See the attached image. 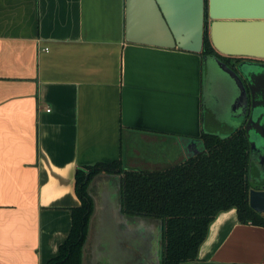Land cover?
<instances>
[{
    "label": "crops",
    "instance_id": "1",
    "mask_svg": "<svg viewBox=\"0 0 264 264\" xmlns=\"http://www.w3.org/2000/svg\"><path fill=\"white\" fill-rule=\"evenodd\" d=\"M160 3L172 24L182 19L183 0ZM145 20L156 44L125 40V0H0V264L58 254L81 203L77 168L120 160L160 169L190 154L186 142L203 132L205 59L167 46L172 39L149 13ZM174 34L182 38L176 26ZM243 35L261 37L264 25H245ZM90 193L85 264H154L139 242L152 238L154 222L123 217L116 179L100 176ZM177 264H264V225L238 221L233 207L220 211L197 257Z\"/></svg>",
    "mask_w": 264,
    "mask_h": 264
},
{
    "label": "trees",
    "instance_id": "2",
    "mask_svg": "<svg viewBox=\"0 0 264 264\" xmlns=\"http://www.w3.org/2000/svg\"><path fill=\"white\" fill-rule=\"evenodd\" d=\"M203 57H221L205 33ZM202 149L160 169H126L120 160L77 168L75 190L80 205L71 209V227L56 256L45 264H81L92 199L86 191L99 172L121 173V208L130 215L158 217L164 223L161 264L197 257L198 248L218 212L235 208L240 222L264 225V217L248 204L250 160L242 130L226 135L203 131ZM264 187V186H263Z\"/></svg>",
    "mask_w": 264,
    "mask_h": 264
},
{
    "label": "water",
    "instance_id": "3",
    "mask_svg": "<svg viewBox=\"0 0 264 264\" xmlns=\"http://www.w3.org/2000/svg\"><path fill=\"white\" fill-rule=\"evenodd\" d=\"M161 0H125V32L124 38L128 42L156 44L151 41L142 26L146 25L145 16L149 13L154 19L155 25H158L162 32L172 39V43L167 46L182 47L196 52L201 51L203 38L206 33V11L204 0H183V15L178 21L167 20L161 9ZM229 0H216V4L209 3L207 11L208 36L212 46L222 55L246 56L257 59H264V46L259 47L257 40L264 41V35L245 36L243 35L245 25H264V0H236L237 8L230 10ZM218 2V3H217ZM247 6L244 7V4ZM260 4V7H259ZM251 19V20H245ZM255 19V20H254ZM260 19V20H259ZM174 26L177 27L182 38L176 40ZM205 57H203L204 59ZM214 61L219 68L234 79L239 89V95L246 98V92L240 84L239 76L219 57L214 56ZM243 72L249 84L250 91V113L246 120L245 133L249 141V160L254 156L257 149L264 145V62L250 61L242 66ZM201 142L200 139H188L186 147L189 155L195 154L202 149L199 145L196 149H190V146ZM112 177L116 179L119 190V202L121 207V176L111 172H97L89 180L86 191L92 199V211L88 219L86 237L81 247V264L84 262L85 248L87 247L93 235L91 228L94 214L96 212V203L94 196L90 193V187L99 177ZM249 206L261 213L264 217V187H250L248 190ZM122 210V208H121ZM123 212V211H122ZM121 212V213H122ZM123 217L130 214L122 213ZM142 221L148 219L154 222L152 225L153 236L147 238L145 234H140V249L146 250V247L152 249L154 253V264H161L163 250L160 251V244L163 241L164 223L158 217H150L135 214ZM158 220V221H156ZM141 245L143 248H141Z\"/></svg>",
    "mask_w": 264,
    "mask_h": 264
},
{
    "label": "rangeland",
    "instance_id": "4",
    "mask_svg": "<svg viewBox=\"0 0 264 264\" xmlns=\"http://www.w3.org/2000/svg\"><path fill=\"white\" fill-rule=\"evenodd\" d=\"M204 66L206 67L203 78L204 127L207 131L226 135L230 133L232 128L230 125H234L230 120V114L233 111L232 101L238 93V88L235 81L219 68L214 59L209 58ZM214 113L217 116L216 120ZM136 144L143 153L150 151L142 141L137 140Z\"/></svg>",
    "mask_w": 264,
    "mask_h": 264
},
{
    "label": "flooded vegetation",
    "instance_id": "5",
    "mask_svg": "<svg viewBox=\"0 0 264 264\" xmlns=\"http://www.w3.org/2000/svg\"><path fill=\"white\" fill-rule=\"evenodd\" d=\"M204 24L206 25V33H207V26H208L207 15ZM209 58L214 59V57H205L204 58L205 65ZM221 59L230 67V69H232L239 76L240 84L243 87L244 91L246 92V98H245L243 95H239V89H238V93L236 94L235 98L232 101L233 103L231 107L233 111L230 114V120L234 125H230L232 127L230 133L235 130H242L246 136L245 125L248 115L250 113L251 99H250L249 84L243 72L241 71V68L242 66H244V64L250 61L264 62V59L251 58L246 56H233V55H227V56L223 55ZM204 109L205 108L203 105V131H207V129H205L204 127V115H205ZM213 115L216 120L217 119L216 114L214 113ZM199 145H201V142L200 143L196 142V144L190 146V149H196L197 147H199ZM249 150L250 149H249V141H248V154L250 153ZM186 158H183L181 161L185 160ZM248 179L252 185L264 186V145L261 149H257L256 153L254 151V156H252V159L250 160V171L248 174Z\"/></svg>",
    "mask_w": 264,
    "mask_h": 264
}]
</instances>
